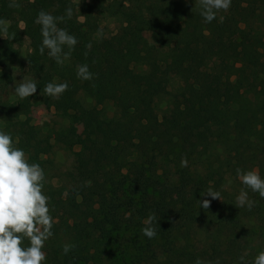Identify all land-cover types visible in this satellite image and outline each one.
I'll use <instances>...</instances> for the list:
<instances>
[{
	"label": "trees",
	"instance_id": "16d2710c",
	"mask_svg": "<svg viewBox=\"0 0 264 264\" xmlns=\"http://www.w3.org/2000/svg\"><path fill=\"white\" fill-rule=\"evenodd\" d=\"M12 2L0 0V18L11 24L0 37V130L44 169L56 218L47 264H238L245 252L251 261L264 250V199L249 190L256 203L237 208L235 173L255 168L264 177V0H232L209 24L198 0ZM69 7L73 18L59 27L78 43L57 65L37 51L34 20L41 10L63 16ZM107 20L115 33L106 34ZM85 63L90 80L76 77ZM11 65L38 82L31 97H11ZM50 81L67 82L68 90L54 100L43 92ZM157 98L165 102L161 119L143 109ZM41 106L68 126L84 125L91 172L51 184L56 169L47 157L61 132L54 137L32 123L31 110ZM209 189L220 199L204 196ZM152 214L157 235L149 240L141 229ZM64 244L74 245L67 255Z\"/></svg>",
	"mask_w": 264,
	"mask_h": 264
},
{
	"label": "clouds",
	"instance_id": "9594fccd",
	"mask_svg": "<svg viewBox=\"0 0 264 264\" xmlns=\"http://www.w3.org/2000/svg\"><path fill=\"white\" fill-rule=\"evenodd\" d=\"M232 0H198L199 15L204 23L217 19L221 11L227 12ZM10 6H18L13 0ZM73 18V9H65L63 16H54L41 10L34 23L40 26L41 41L37 51L52 59L55 64L63 65L70 59L71 52L78 41L76 36L59 25ZM223 21V16L219 17ZM11 24L0 18V37L5 38ZM14 38V37H12ZM90 47V45L88 46ZM67 49V51H65ZM93 73L88 64L76 66V77L80 80L92 79ZM68 83L48 82L43 87L46 96L56 100L68 90ZM36 80L14 81L12 88L15 96L24 100L37 92ZM18 139L9 132L0 130V264H47L46 242L54 235L53 225L56 218L51 214L50 197L44 191L45 172L38 163H30L23 148L18 147ZM181 167H187V160L181 159ZM236 179L242 185L236 196V207L251 210L255 201L249 198V190L264 199V177L258 169L236 168ZM204 196L220 199V193L209 189ZM210 201L200 200V207L208 209ZM154 214L144 221L141 233L149 240L156 237ZM74 245L64 244L63 254L67 255ZM247 252L238 257V264H264V250L259 251L251 261L246 259ZM195 264H203L197 258ZM219 264V262H217Z\"/></svg>",
	"mask_w": 264,
	"mask_h": 264
},
{
	"label": "rangeland",
	"instance_id": "374dc122",
	"mask_svg": "<svg viewBox=\"0 0 264 264\" xmlns=\"http://www.w3.org/2000/svg\"><path fill=\"white\" fill-rule=\"evenodd\" d=\"M167 17H170V14ZM103 26L106 28L105 32L107 35L115 33L117 28L113 20L105 21ZM19 27L22 28V24H19ZM141 47L142 49L145 48L144 45ZM18 49L21 60H23L28 49V41L24 39L23 44ZM200 60H204V57L201 56ZM9 71L14 79L12 87H14V81L19 82L22 78L30 80L25 73L23 65H11ZM10 93L11 97H13V90ZM144 107L143 109L152 110V114L161 119L165 110V102L157 98L154 99L152 104L148 102ZM108 110L109 113L112 111L110 108ZM30 118L32 123L42 127V130H54V137H57L55 133L61 132L58 142L51 139L54 145L51 154L47 157L53 160L54 168L56 169V175L50 181L54 187L66 184L67 179L65 174L70 173L77 177H83L95 168V159L81 148L85 132L83 124L78 123L74 126H68L66 121L60 120L54 114L53 109L47 106L33 108ZM101 126V122L99 120L96 121V128H100Z\"/></svg>",
	"mask_w": 264,
	"mask_h": 264
}]
</instances>
